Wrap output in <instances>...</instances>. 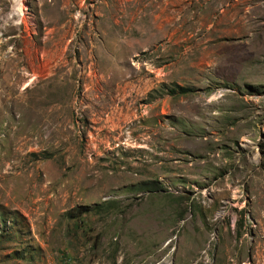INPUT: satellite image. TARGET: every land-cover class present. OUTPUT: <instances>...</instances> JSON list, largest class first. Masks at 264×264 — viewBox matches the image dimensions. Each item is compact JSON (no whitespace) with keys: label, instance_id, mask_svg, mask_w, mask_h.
I'll list each match as a JSON object with an SVG mask.
<instances>
[{"label":"rangeland","instance_id":"obj_1","mask_svg":"<svg viewBox=\"0 0 264 264\" xmlns=\"http://www.w3.org/2000/svg\"><path fill=\"white\" fill-rule=\"evenodd\" d=\"M24 2L0 264H264V0Z\"/></svg>","mask_w":264,"mask_h":264},{"label":"bare ground","instance_id":"obj_2","mask_svg":"<svg viewBox=\"0 0 264 264\" xmlns=\"http://www.w3.org/2000/svg\"><path fill=\"white\" fill-rule=\"evenodd\" d=\"M25 0H15L14 8L12 9L11 13L9 14L10 18L16 17L15 24H20L23 22L24 17L28 12V8L24 2Z\"/></svg>","mask_w":264,"mask_h":264},{"label":"trees","instance_id":"obj_3","mask_svg":"<svg viewBox=\"0 0 264 264\" xmlns=\"http://www.w3.org/2000/svg\"><path fill=\"white\" fill-rule=\"evenodd\" d=\"M138 190H145V189H151V187L146 183V182H142L139 186H138V188H137ZM82 209H84V210H82ZM87 210V208H84V207H80V210H79V212L76 214V215H81V214H83V212H85ZM71 216H73V215H75V214H71V213H69Z\"/></svg>","mask_w":264,"mask_h":264},{"label":"built area","instance_id":"obj_4","mask_svg":"<svg viewBox=\"0 0 264 264\" xmlns=\"http://www.w3.org/2000/svg\"><path fill=\"white\" fill-rule=\"evenodd\" d=\"M49 264H52V263H49Z\"/></svg>","mask_w":264,"mask_h":264}]
</instances>
